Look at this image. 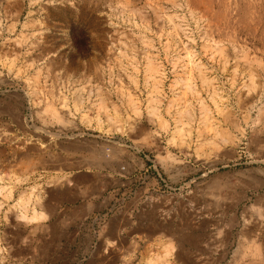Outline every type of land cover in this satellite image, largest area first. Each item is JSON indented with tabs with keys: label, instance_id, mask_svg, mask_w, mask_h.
I'll use <instances>...</instances> for the list:
<instances>
[{
	"label": "rangeland",
	"instance_id": "rangeland-1",
	"mask_svg": "<svg viewBox=\"0 0 264 264\" xmlns=\"http://www.w3.org/2000/svg\"><path fill=\"white\" fill-rule=\"evenodd\" d=\"M0 185V264H264V0H0Z\"/></svg>",
	"mask_w": 264,
	"mask_h": 264
},
{
	"label": "bare ground",
	"instance_id": "bare-ground-1",
	"mask_svg": "<svg viewBox=\"0 0 264 264\" xmlns=\"http://www.w3.org/2000/svg\"><path fill=\"white\" fill-rule=\"evenodd\" d=\"M174 132L179 134V132H181V129L180 128H176L174 130ZM171 139H173V137ZM161 156H163V158H164V155H161ZM168 158H170V157H168ZM2 189H7V191H6L7 193H5L4 196H6V197H10L11 196V192H12L11 191V186H1L0 185V191ZM34 189H35V185H31L29 187V190L28 191L26 190V192L24 191L25 193H21L17 197L16 202L13 204V205H15L17 203L20 206V210H19L18 214H20V216L22 218H24L26 220L28 219V220H31V221L43 216V212H41V211H39L37 209L42 204L41 201H40L41 197L38 196L39 194L37 195V193L36 194L34 193L35 192ZM29 201H31L33 203V206L28 208L26 206L28 205ZM18 209H19V207H18ZM163 248H164V251L162 253L156 254L153 257H150V255H149L146 258H144V260L146 262H148L149 264H157V263L159 264L160 262H161V264H169V260H167L168 259L167 257L171 255L172 249H174V248L169 243H168V245L164 244Z\"/></svg>",
	"mask_w": 264,
	"mask_h": 264
},
{
	"label": "built area",
	"instance_id": "built-area-1",
	"mask_svg": "<svg viewBox=\"0 0 264 264\" xmlns=\"http://www.w3.org/2000/svg\"><path fill=\"white\" fill-rule=\"evenodd\" d=\"M145 172L140 177V185L142 186L138 188L135 193V195H137L138 197L137 207L135 208L136 211L138 210V207H141V206L145 207L143 206V203H150V202L152 203L157 200L163 199L166 196V195L157 193L155 189L156 184L162 183L164 186H166L167 189L172 192L170 193L171 196L172 194H174L173 192H175V188L167 186L168 185L167 182L162 177L156 165L154 164L148 165L145 168ZM179 188L178 189L180 191L182 187L180 186ZM183 208H185V205H182L179 203L178 209L181 211ZM174 209L176 208L173 207V203H171V201H165L163 206L160 208V213L164 215L167 213H171V211Z\"/></svg>",
	"mask_w": 264,
	"mask_h": 264
},
{
	"label": "crops",
	"instance_id": "crops-1",
	"mask_svg": "<svg viewBox=\"0 0 264 264\" xmlns=\"http://www.w3.org/2000/svg\"><path fill=\"white\" fill-rule=\"evenodd\" d=\"M187 231H188V229H187ZM179 242L182 243V244L188 245L189 247H192V245H193L191 237H181ZM195 264H200V263L197 262Z\"/></svg>",
	"mask_w": 264,
	"mask_h": 264
}]
</instances>
